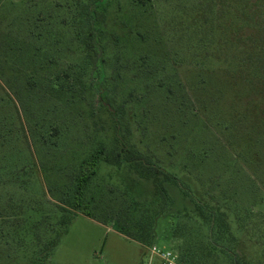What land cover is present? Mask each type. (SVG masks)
<instances>
[{"label":"rangeland","instance_id":"1","mask_svg":"<svg viewBox=\"0 0 264 264\" xmlns=\"http://www.w3.org/2000/svg\"><path fill=\"white\" fill-rule=\"evenodd\" d=\"M76 1L0 0V264H165L151 248L185 264L188 244L205 246L200 210L176 185L164 184L174 206L149 246L98 218L136 199L156 208L150 182L103 162L116 146L109 103L133 152L213 213L233 258L208 264H264V0H106L95 16L106 97L78 65ZM59 79L68 95L49 88ZM99 151L80 195L97 218L62 223Z\"/></svg>","mask_w":264,"mask_h":264},{"label":"trees","instance_id":"2","mask_svg":"<svg viewBox=\"0 0 264 264\" xmlns=\"http://www.w3.org/2000/svg\"><path fill=\"white\" fill-rule=\"evenodd\" d=\"M105 1L106 0H79L76 1L72 6H67V9L70 8L73 10H75L76 7V12L78 11L81 14L80 19L83 16V20L80 22L78 21L80 32L78 34L76 33V49L78 51L77 61L80 63H78V65L82 66L84 72L91 80V89L94 93L101 97L107 96V91L105 88V83L107 82V80L104 76V69L100 64V62L102 61V56L100 55L102 51L100 50L98 38L101 33V28L98 27V22L96 21L95 16L97 6L105 4ZM31 25H28L29 32H31L32 29H35V27L37 26L34 24L33 28H31ZM75 29H72L73 33ZM48 33H50V31H48ZM32 56L34 57L35 61H43L49 65L52 64L50 57L45 58L40 54L38 56L37 52L32 53ZM63 81V79H59V82H61L60 87L59 85L50 86L49 84V88L51 90H56L63 96L68 95L69 91L66 90V87L61 88L63 87V85H65L64 83H62ZM107 105L109 106H102L112 120V124L114 127V141L116 146L113 148L110 155L103 157V162L114 168L123 167L124 169L133 172L140 178V182H150V185L153 189V194L151 197L146 198V200L154 202L156 204V208L155 210L142 208V206L138 205L140 202H135L137 201L136 199L135 201L131 200L132 202L130 204L122 205L118 212L112 214L111 219L101 217L98 218L102 221L112 222L116 230L127 239L132 240L141 246H149L156 238L155 226L157 220L161 217L169 216L170 208L174 206V200L170 196L168 188L171 185H176L179 188L180 194L183 193L186 197H189V199H191V202L195 203L198 210H200L199 212L201 213V219L208 228V237L205 246L201 249H196L188 244L187 247L183 250L181 256L182 261L185 264H208L209 256L214 254L221 255L223 253H225L226 256L233 258L231 252L226 250V246H224V244H220L221 242L216 236L215 230L217 225L214 222L213 213L210 212L208 213L207 217L204 216V213L201 211V209L204 208L203 204L195 200L194 197L189 194L188 190H186L182 186L180 181L174 175L159 166H155L141 155L133 152L132 148L126 144L122 136H120L119 134L120 132L118 130H120L121 124L118 119V113L112 108L110 103ZM110 108H112L113 110L110 111ZM95 123L98 126L99 122L97 121V119L95 120ZM99 156H102V153L100 151L96 154H93L88 162L82 163V165H84L85 171L82 172L79 177H77V187L75 188V191L73 193L74 195L72 197V202L68 205L71 212L69 213V216L67 215L68 212H61L57 215L58 218L59 215L63 214L62 223L65 222L66 219L73 216L72 211H78L80 214L89 218L97 216H94V213L87 209V204H84L82 202L80 195L82 194L83 189L88 186L92 177L95 175V167L98 162V159L96 157L99 158ZM33 169L36 170L35 165L33 166ZM166 183L167 185L170 184V186H164V184ZM57 223L58 222L55 221L51 224L52 226H50V229L44 232L42 241L40 243H37L34 249L37 248L38 250V248L41 247L42 242L54 230ZM231 262L232 264H237L234 259Z\"/></svg>","mask_w":264,"mask_h":264},{"label":"built area","instance_id":"3","mask_svg":"<svg viewBox=\"0 0 264 264\" xmlns=\"http://www.w3.org/2000/svg\"><path fill=\"white\" fill-rule=\"evenodd\" d=\"M150 254L151 255H157L158 257H160V259L165 263V264H175L174 260L176 259V256L174 255L173 257L169 254H157L156 250L154 248H151L150 250Z\"/></svg>","mask_w":264,"mask_h":264}]
</instances>
